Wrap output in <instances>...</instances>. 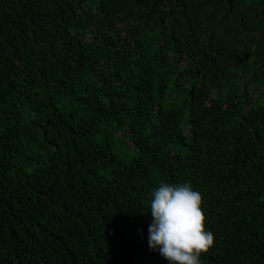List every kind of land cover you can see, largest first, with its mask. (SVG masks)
I'll use <instances>...</instances> for the list:
<instances>
[{"label": "trees", "instance_id": "trees-1", "mask_svg": "<svg viewBox=\"0 0 264 264\" xmlns=\"http://www.w3.org/2000/svg\"><path fill=\"white\" fill-rule=\"evenodd\" d=\"M161 181L264 264V0H0V264H170Z\"/></svg>", "mask_w": 264, "mask_h": 264}, {"label": "clouds", "instance_id": "clouds-1", "mask_svg": "<svg viewBox=\"0 0 264 264\" xmlns=\"http://www.w3.org/2000/svg\"><path fill=\"white\" fill-rule=\"evenodd\" d=\"M204 197L190 183L161 181L151 193L149 247L170 264H202L201 256L215 246L203 210Z\"/></svg>", "mask_w": 264, "mask_h": 264}]
</instances>
